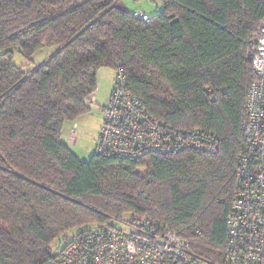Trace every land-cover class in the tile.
<instances>
[{
	"label": "trees",
	"instance_id": "16d2710c",
	"mask_svg": "<svg viewBox=\"0 0 264 264\" xmlns=\"http://www.w3.org/2000/svg\"><path fill=\"white\" fill-rule=\"evenodd\" d=\"M116 1L0 0V264H47L74 236L125 216L229 264L226 217L264 0H160L147 22ZM42 48L53 56L28 72L13 63L14 50L31 62ZM103 67L125 73L152 117L213 133L217 150L80 160L60 127L89 110Z\"/></svg>",
	"mask_w": 264,
	"mask_h": 264
},
{
	"label": "built area",
	"instance_id": "2783aa9c",
	"mask_svg": "<svg viewBox=\"0 0 264 264\" xmlns=\"http://www.w3.org/2000/svg\"><path fill=\"white\" fill-rule=\"evenodd\" d=\"M132 15L143 21L145 12ZM254 79L245 97L240 128L246 148L237 157L235 185L226 217L225 259L229 264H264V18L257 26L250 56ZM90 104L94 97L87 99ZM95 153L122 159L169 154L185 149L213 153L218 138L200 128H177L152 117L128 79L115 72ZM71 128L67 141L75 139ZM124 228L95 227L73 238L47 264H213L197 255L176 232L156 233L145 221H121Z\"/></svg>",
	"mask_w": 264,
	"mask_h": 264
},
{
	"label": "rangeland",
	"instance_id": "374dc122",
	"mask_svg": "<svg viewBox=\"0 0 264 264\" xmlns=\"http://www.w3.org/2000/svg\"><path fill=\"white\" fill-rule=\"evenodd\" d=\"M133 6L134 8H148V11H155L161 4L160 0H120ZM157 5V7H156ZM151 16L154 15L150 14ZM52 48H42L36 51L32 57L31 62L27 61L18 50L13 52V63L20 67L24 72H28L35 66L42 64L47 55H50ZM114 75V70L110 68H100L97 74V81L99 82V88L97 94H95L96 100L89 104V110L84 114L78 116L73 121H64L60 127V138L62 142L67 141L68 134L71 128L75 129V139L70 142V148L80 160H88L95 153V142L99 134L100 125L103 118V106L106 104L107 97L109 95L108 85L111 82ZM113 83V82H112ZM107 100V101H106ZM143 173V172H140ZM128 216H125L122 221L128 220ZM121 221L112 220L111 223L116 228H124ZM84 228H91L90 225ZM80 228H76L73 231L67 233V237H72L78 233ZM58 248V247H57ZM59 250V249H58ZM57 250H55V253Z\"/></svg>",
	"mask_w": 264,
	"mask_h": 264
},
{
	"label": "crops",
	"instance_id": "0c3cea01",
	"mask_svg": "<svg viewBox=\"0 0 264 264\" xmlns=\"http://www.w3.org/2000/svg\"><path fill=\"white\" fill-rule=\"evenodd\" d=\"M116 5H117V7H119L120 9H122V10H124V11H126V12H128V13H131V12H133V11H138V10H141V11H143V12H145L146 14H148L149 16H151L150 14H155V13H157L160 9H161V4L158 6L159 8H157L155 11H148V8L146 9V8H134L133 6H129V4H126L125 2H122V1H120V0H117L116 1ZM156 7H157V5H156ZM113 78H114V75H113V77H112V80H111V82H109V85H108V93L110 94V92H111V88H112V82H113ZM98 81H97V89H96V91L94 92V94L92 95L93 97H94V101L96 100V97H95V94H97V91H98V88H99V85H98ZM108 97H109V95H108ZM108 97H107V100H108ZM106 100V101H107ZM107 103V102H106ZM106 105V104H105ZM104 105V106H105ZM103 106V107H104ZM65 144H67V146L70 148V142H68V141H65L64 142ZM71 149V148H70Z\"/></svg>",
	"mask_w": 264,
	"mask_h": 264
},
{
	"label": "water",
	"instance_id": "95a60500",
	"mask_svg": "<svg viewBox=\"0 0 264 264\" xmlns=\"http://www.w3.org/2000/svg\"><path fill=\"white\" fill-rule=\"evenodd\" d=\"M51 56H53V54H52V55H50V57H51ZM50 57H49V58H50Z\"/></svg>",
	"mask_w": 264,
	"mask_h": 264
}]
</instances>
